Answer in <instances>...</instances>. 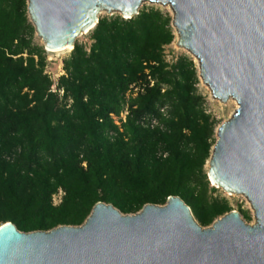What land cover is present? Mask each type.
Instances as JSON below:
<instances>
[{
  "label": "trees",
  "instance_id": "16d2710c",
  "mask_svg": "<svg viewBox=\"0 0 264 264\" xmlns=\"http://www.w3.org/2000/svg\"><path fill=\"white\" fill-rule=\"evenodd\" d=\"M170 22L155 6L99 17L54 83L27 0H0V224L47 231L81 225L99 201L126 214L171 195L203 227L231 210L205 173L218 120L206 111L195 64L165 57ZM124 108L117 125L111 114ZM143 116L163 127L143 126Z\"/></svg>",
  "mask_w": 264,
  "mask_h": 264
},
{
  "label": "water",
  "instance_id": "95a60500",
  "mask_svg": "<svg viewBox=\"0 0 264 264\" xmlns=\"http://www.w3.org/2000/svg\"><path fill=\"white\" fill-rule=\"evenodd\" d=\"M143 2L170 14L214 97L237 102L216 129L205 173L244 195L255 223L230 210L203 227L177 195L126 214L99 201L81 225L24 232L1 223L11 226L0 229V264H264V0H27V13L43 48L61 50L100 11L130 18Z\"/></svg>",
  "mask_w": 264,
  "mask_h": 264
},
{
  "label": "rangeland",
  "instance_id": "374dc122",
  "mask_svg": "<svg viewBox=\"0 0 264 264\" xmlns=\"http://www.w3.org/2000/svg\"><path fill=\"white\" fill-rule=\"evenodd\" d=\"M147 6L159 7L161 10L166 12L160 5L150 4V3H146V2H143L140 5L139 9H141L142 7H147ZM111 15H119V14H113V13L102 12V11H100L98 13V17L111 16ZM28 20L30 21L29 15H28ZM170 25H171V28H172V31L174 34V39L169 45L165 46V48H164L165 57L170 62L175 61L176 58L180 55H186V56L190 57V59H192L193 63L195 64L196 70H197L198 91L202 95H204V97H205L206 111L211 113L215 117V119L218 120V124L215 128V132H216L217 127L221 123H223L225 120H227L236 111V108L238 107L237 102L235 101V99H232V100L228 99L225 102H223L220 99L214 97L211 89L208 87V85L206 83H204L202 81V79L198 73V70H199V68H198L199 64L198 63L199 62L197 61L196 57L188 49H186V48H184L178 44V37L176 35L172 20L170 22ZM90 32H91V30H89L83 36L76 39V42L83 43L86 46H88L90 43ZM33 42H34V44L41 45V43L39 42V40L35 34H33ZM70 51H71V49L70 50L66 49L64 51L62 50L61 52L60 51L45 50V55H46V60H47L45 71L50 75V77L52 78L54 83H55L56 79L58 78V76L64 73L63 68H62V60L69 55ZM52 87L54 88L55 85L53 84ZM214 136H215V133H214ZM206 166H207V162L204 166L205 170H206ZM209 187H213L215 189L214 191H212L213 195H220V196L227 198L229 201V204L231 206V210H236L239 213H241V216L246 223H248L250 225L255 223V218L253 215V209H252L249 201L245 198L244 195L235 194V193H228L222 189H219L210 180H209ZM244 211H247L249 213L250 219L244 218V215H242V213Z\"/></svg>",
  "mask_w": 264,
  "mask_h": 264
},
{
  "label": "built area",
  "instance_id": "2783aa9c",
  "mask_svg": "<svg viewBox=\"0 0 264 264\" xmlns=\"http://www.w3.org/2000/svg\"><path fill=\"white\" fill-rule=\"evenodd\" d=\"M160 112L165 114L166 113V107H161ZM126 114H127V110H126V108H124V110L120 113V115L117 116V115L111 114V117L113 118L115 124L120 125L121 121H124ZM140 123L143 126H146L149 128H155V127L162 128L163 127L162 124L159 122V119L156 117H153V116H143L140 119ZM62 194H63L62 190H59L57 193H55L52 196L53 204L56 205L61 201Z\"/></svg>",
  "mask_w": 264,
  "mask_h": 264
},
{
  "label": "bare ground",
  "instance_id": "6f19581e",
  "mask_svg": "<svg viewBox=\"0 0 264 264\" xmlns=\"http://www.w3.org/2000/svg\"><path fill=\"white\" fill-rule=\"evenodd\" d=\"M29 17H30V16H29ZM87 32H88V31H87ZM184 48H185V47H184ZM66 49H69V50H70V49H72V46H71V45H67L66 47H64V48L61 49V50H49V51H60V52H61L62 50L64 51V50H66ZM186 49H187V48H186ZM196 59H197V58H196ZM197 61H198V59H197ZM198 62H199V61H198ZM229 99L232 100V99H234V98L230 97ZM237 106H238V104H237ZM7 225H10V224H9V223L2 224V225L0 226V229L3 228V227H5V226H7ZM10 226H11V225H10Z\"/></svg>",
  "mask_w": 264,
  "mask_h": 264
}]
</instances>
